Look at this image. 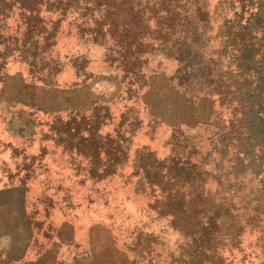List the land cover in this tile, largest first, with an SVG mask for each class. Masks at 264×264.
<instances>
[{"label":"rangeland","instance_id":"374dc122","mask_svg":"<svg viewBox=\"0 0 264 264\" xmlns=\"http://www.w3.org/2000/svg\"><path fill=\"white\" fill-rule=\"evenodd\" d=\"M15 1L0 0V264H264V220L243 231L240 251L212 237L203 252L191 244L198 229L181 197L190 183L214 190L228 170L214 133L230 109L216 95L192 97L207 91L198 79L215 89L224 70L218 25L230 0H125L142 23L93 44L77 41L68 15L51 77L40 61L51 55L27 66ZM119 44L137 45V61ZM258 179L227 185L254 198ZM175 194L182 230L171 223Z\"/></svg>","mask_w":264,"mask_h":264},{"label":"trees","instance_id":"16d2710c","mask_svg":"<svg viewBox=\"0 0 264 264\" xmlns=\"http://www.w3.org/2000/svg\"><path fill=\"white\" fill-rule=\"evenodd\" d=\"M1 2L5 4L6 0ZM15 2L18 4L17 9L21 17L25 18L23 23L26 26L23 32L25 38L21 48L29 51L27 58L31 61H26L29 67L36 65L38 54L42 53L47 57L51 55L58 35L62 31V23L68 15L71 16V20L67 24L76 23L73 26L75 31L73 36L80 43L89 41L93 44L98 43L97 40L112 39L113 31L124 37L130 29H135L142 23L138 16L140 11L134 10L135 7L128 5L125 0H16ZM9 3L11 5L13 1ZM216 9L215 6L214 11ZM220 9L224 10L226 16L230 13L228 17H223L218 25L219 53L225 60L224 70L221 69L217 73L218 84L215 89L203 86L198 79V86L207 91L202 93L201 97L197 95L192 98L199 101L205 96L211 99L210 95H216L213 101H217L219 107L226 106V109H230L226 123H219L218 131L214 133L218 137L217 143L220 146L216 153L221 158L220 161L227 164L228 170L217 173L218 179L214 181V190L211 189L212 182L208 183V188L205 189L202 185L205 182H199L200 174L194 171L193 174L197 178L195 180L200 184L190 183L191 191L187 189V193L182 192L181 197L187 199L189 205L187 208L192 211L188 226L198 229L189 231L192 236L191 244L207 252L210 249L203 248L201 241L215 237L219 239L218 244L231 253L235 249L241 250L239 243L243 231L248 228L250 233L253 230V222L259 223L264 220V178H262L264 177V0H230ZM42 12L55 14V18L48 17L47 22L42 24L44 19L40 16ZM183 14L185 15V12L182 11L175 15L174 22H178L177 26L184 21L181 18ZM175 23L167 28V30L171 28L168 34H172L175 30ZM129 24H133V28H130ZM119 46L123 51L135 48L131 51L134 62L141 55L137 45L119 44ZM5 52L6 50L1 56L9 54V51ZM41 60L52 65L47 67V77L57 73L54 67L59 65L56 62L58 57L51 55L48 59L40 57ZM127 65L131 66L133 72L135 67L130 63ZM132 72L128 69L125 71L126 74ZM180 123L182 122L178 121V125L175 126L179 127ZM247 175L259 178L257 186L260 187L259 190H255L254 198H249L250 195L253 196V189H250L248 194L241 195L240 189L236 186L227 185L231 182L241 183ZM180 190L181 187H176L177 192ZM239 196L248 199L243 201ZM172 201L175 207L170 213L171 223L175 228L182 230L178 227L177 221L179 214L184 213L183 200L178 199L175 194ZM159 213L169 214L164 210H160Z\"/></svg>","mask_w":264,"mask_h":264}]
</instances>
